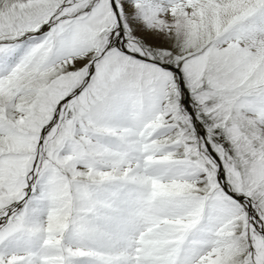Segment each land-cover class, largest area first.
<instances>
[{
    "label": "snow or ice",
    "instance_id": "6c2138e0",
    "mask_svg": "<svg viewBox=\"0 0 264 264\" xmlns=\"http://www.w3.org/2000/svg\"><path fill=\"white\" fill-rule=\"evenodd\" d=\"M0 264H264V0H0Z\"/></svg>",
    "mask_w": 264,
    "mask_h": 264
}]
</instances>
